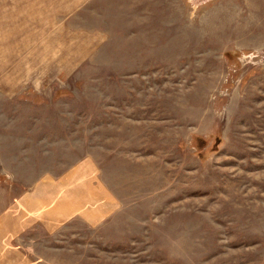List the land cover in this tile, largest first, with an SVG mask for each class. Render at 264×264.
<instances>
[{
    "label": "rangeland",
    "instance_id": "rangeland-1",
    "mask_svg": "<svg viewBox=\"0 0 264 264\" xmlns=\"http://www.w3.org/2000/svg\"><path fill=\"white\" fill-rule=\"evenodd\" d=\"M0 264H264V0H0Z\"/></svg>",
    "mask_w": 264,
    "mask_h": 264
},
{
    "label": "crops",
    "instance_id": "crops-1",
    "mask_svg": "<svg viewBox=\"0 0 264 264\" xmlns=\"http://www.w3.org/2000/svg\"><path fill=\"white\" fill-rule=\"evenodd\" d=\"M46 189L47 187H39L37 191L24 197L22 205H15L14 208L8 212L7 217H9L10 220V231L19 232L25 229L26 223L30 224V221H33V219L34 221H43L44 218L46 219L47 215L51 214L48 213L49 210L51 211V208L48 207L50 206L52 198L46 195ZM54 211L56 214L59 210L55 208ZM68 215V210L62 213V217H67Z\"/></svg>",
    "mask_w": 264,
    "mask_h": 264
}]
</instances>
